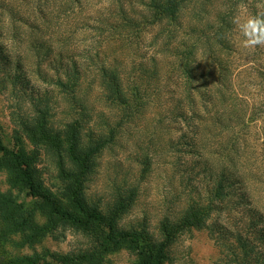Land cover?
Returning <instances> with one entry per match:
<instances>
[{
  "label": "rangeland",
  "instance_id": "obj_1",
  "mask_svg": "<svg viewBox=\"0 0 264 264\" xmlns=\"http://www.w3.org/2000/svg\"><path fill=\"white\" fill-rule=\"evenodd\" d=\"M119 1L126 7H129L131 2L137 10L141 8L138 0H77L72 8H67L70 6L69 0H49L47 6L41 3L52 20L50 26L53 27H49L52 36L59 37L58 28L61 29L62 26L64 27L62 30L67 29L66 34L71 38L70 45H65L67 40L63 44L53 43L55 50L72 47L76 52L82 53L85 49L92 51L93 60L85 58L86 54L78 57L79 60L85 59V64L90 66L88 79L83 83L84 87L91 86L88 89L89 110L84 112L86 116L83 118L85 125L83 132H93L94 137L109 135L111 129L115 133L114 139L104 147L96 160L94 173L87 182L88 195L104 207L113 199L117 187L127 188L135 184L140 188L138 199L132 209L122 216L120 222L124 225H135L146 220L150 229L157 234L159 221L166 215L179 214L190 198L202 197L204 201L208 200L206 188L212 187V176L207 171L200 173V169L203 168V165H200L195 168L196 171L199 170L200 175L193 178V174L187 171L188 166L196 160L203 161L205 158L214 167H219L220 162L231 165V161H226L224 156L227 154L230 160L256 172L257 175L244 181L239 191H246L256 208L264 213V48L239 47L237 42L242 37L238 36L230 22V18L239 7L244 6L249 13L255 14L256 4L264 0H195L194 6L187 7L188 10L186 9L182 17L185 28L192 23L202 30L204 22L209 20L213 22L214 25L210 30L207 29L205 34L199 31L197 36H193L194 40L198 41V69L203 72L200 82L207 84L212 93L221 87L224 78L228 87L227 96L234 98L239 109L238 115L242 114L244 118L231 129L214 125L210 127V131L204 132L198 128L201 121L197 115H205L203 108L206 102L208 108H211L213 103H210L212 102L210 99L206 101L201 98L200 95L195 96L194 92L193 96L196 97L197 103L193 109L198 114L191 113L187 94L183 91L184 82L182 78L179 79L172 62L171 49L166 52L169 59L163 62V73L168 70L170 76L162 77L159 94L153 90L151 95L153 105L144 116L132 123L121 122L120 108L105 105L96 83V62L111 56L114 49L110 48H115V54L121 60L122 50H129L130 43L121 44L115 40L108 43L109 32L101 27L97 18H112L110 13L117 8ZM37 2L38 0L3 2L9 10H0V44L4 53L10 55L13 63L18 61L21 63V71L30 79L31 85L40 88L42 93L47 89L61 96L60 88L55 82L47 81L51 76H55L54 69L42 63L44 76L40 77L36 71L38 58L28 48V40L32 38L35 26L42 22V17L38 13L40 3ZM218 13L228 20V26L216 16ZM200 16L202 20L199 19ZM26 22L30 23L31 27L27 26ZM220 27L223 30L221 37L223 41L225 40L222 44L216 39ZM182 31L180 41L188 40L190 37L183 35ZM35 34L41 36L39 30ZM45 35L47 36L46 33ZM158 38V28L148 29L140 42L137 40L138 42L133 45L131 51L135 50L140 55L155 54L160 50L159 42L155 43ZM52 56L53 54L50 57ZM219 62L229 67L226 75H224L226 70L218 65ZM126 70L133 71V66H127ZM23 88V82H19L14 90L13 87L0 89V138L10 147L25 144L31 149H39L38 166L46 185L56 190L60 181L57 179V166L53 162V154L47 147L37 145L36 141L32 140L33 136L25 132L20 124L21 120L26 118L32 126L37 120L34 116L40 115L36 114V106L32 105L31 100L21 94ZM174 90L176 92L173 93ZM230 100L228 99L227 105ZM176 101L183 102V109L188 108L185 118L178 117V112L169 111ZM47 106L50 109L49 114H46L48 124L62 126L61 122L68 118L66 114L68 102L58 97ZM219 107L222 111L225 108L223 105ZM75 117L80 115L77 114ZM118 122L122 123L120 127H117ZM192 140L199 145L195 146L196 149H193L195 151H188L185 146ZM225 144L227 148L221 151L220 145ZM0 190L2 192L11 190L17 202L24 204L25 212L36 206V199L27 191L11 188L7 181V172L3 169H0ZM231 198L236 199L237 196L232 195ZM232 213L235 214L232 211L230 215ZM228 217L227 211L222 214L213 212L208 224L212 226L214 221L219 220L224 222ZM31 220H34L31 222L34 225L48 222L47 216L39 209H36ZM31 232V228L23 232H9L0 212V264H15L12 262L14 258L24 256L38 258L37 264L45 261L61 264L52 257L54 253L63 256L92 254V259L78 264H135L136 255L133 251L122 247L104 252L93 232L76 229L69 224L58 223L35 240L29 239ZM215 235L217 233L213 234L208 227L181 234L173 246V264H237L231 259L230 251L215 239ZM253 240L251 247H255L259 252L250 256L249 264H264V240L256 239L255 236Z\"/></svg>",
  "mask_w": 264,
  "mask_h": 264
},
{
  "label": "trees",
  "instance_id": "obj_2",
  "mask_svg": "<svg viewBox=\"0 0 264 264\" xmlns=\"http://www.w3.org/2000/svg\"><path fill=\"white\" fill-rule=\"evenodd\" d=\"M4 1L0 0V10H9V7L3 4ZM48 1L38 0L37 2L40 3L38 13L42 17V22L35 26L34 34L28 40V48L38 58L36 71L40 77L44 76L42 63L54 69L55 76H51L47 81L55 82L60 88L61 96L47 89H44L42 93L40 88L31 85L30 79L21 71V63L19 61L13 63L10 55L4 53L2 44H0V71H2L0 89L13 87L14 90L19 82H23L24 88L21 94L31 100L32 105L36 106V114L40 115L34 116L37 120L32 123V126L26 118L22 119L20 124L25 132L33 136L32 140H35L37 145L47 147L51 151L53 162L57 166V179L60 182L56 190L46 185L43 173L38 166L39 149H31L25 144L10 147L0 138V169L7 172L8 183L11 188L27 191L37 201L35 208L25 212L24 204L17 202L11 190V192L0 190V212L5 219L7 230L14 233L31 228L32 232L28 237L30 240H35L58 223L69 224L76 229L93 232L104 252L122 247L133 251L136 255L135 264H173V246L178 237L185 232L208 227L213 234L217 233L215 239L230 251L232 260L237 264H249L250 256L259 252L255 247H251L253 237L264 240V225H261L264 224V213L256 208L246 191L239 190L247 178L257 174L247 166L230 160L227 154L224 156L226 161H231V165L220 162L219 167H214L205 158L203 161L196 160L188 166L187 171L193 174V178H197L201 172L205 171L212 176L213 185L206 188L208 200L204 201L202 197L190 198L179 214L166 215L159 221L157 234L150 229L146 220L135 225H124L120 222L122 216L132 209L138 199L140 188L135 184L127 188L117 187L114 190L113 199L104 207L88 195L87 182L94 173L96 160L104 147L114 139L115 133L111 129L109 135L94 137L93 132H83V126H85L83 118L86 116L84 112L89 110L88 89L91 87L89 85L84 87L83 83L85 79H88L90 66L85 64V59L79 60L78 57L86 54L85 58L93 60L92 51L85 49L82 53L76 52L71 46V49L55 50L53 43L63 44L67 40L65 45H70L71 38L66 34L67 29L62 30L64 29L62 26H60L61 29L58 28L60 36H52L49 30L52 20L41 4L44 3L47 6ZM76 1L69 0L70 6L67 8H72ZM137 2L141 4L140 10H137L131 2L130 6L126 7L119 1L117 8L110 13L112 18H97L101 27L109 32L108 43L113 40L121 44L130 43L129 50H122L121 60L115 54V48H110V50L114 49L111 51V56L96 62V83L105 105L107 107L115 105L120 108L121 122L132 123L144 116L153 105L151 100L153 90L159 94L162 77L170 76L168 70L163 73V62L169 59L166 52L171 49L172 62L179 79L182 78L184 82L183 91L187 94L189 110L193 111L190 110L191 113L198 114L193 109L197 103L196 95H200L206 101L210 99L209 101H212L210 103H213L211 108H208V102H206L203 108L205 115H197L201 121L198 128L203 132L210 131V127L214 125L231 129L235 123L242 121L244 118L242 114L238 115L239 109L234 98L227 96L229 95L228 87L225 85L224 78L221 87L212 93L207 88V84L200 82L203 72L198 69V41L194 40L193 36H197L199 31L205 34L206 30H210L214 24L210 20L204 22L202 30L192 23L188 24V28L183 27L182 17L188 10L187 7L194 6L195 0H138ZM201 8L202 6L200 10ZM216 16L220 17L227 26L229 25L228 20L221 13ZM26 25L31 27L28 22ZM153 28H158L159 31V38L155 40V43L159 42L160 50L150 55H140L135 50L131 51L133 45L140 42L143 34ZM38 30L41 36L35 34ZM181 31L183 35L190 38L180 41ZM222 31L220 27L216 34L220 44L225 42L221 37ZM54 50L55 52L52 53ZM51 54H53L52 57H50ZM129 65L133 66V71L127 72L126 67ZM218 65L226 70L224 75L229 72V67L223 62H219ZM194 92H196L195 96H193ZM58 97L68 102L66 108L68 118L61 122L62 126L55 127L48 124L46 114L50 111L47 104ZM228 99L231 100L227 105ZM182 103L176 101L169 111L178 112V117L185 118L188 108L183 109ZM42 105H46L45 108L40 107ZM219 105L225 107L223 111ZM74 114L80 117H75ZM121 124L118 122L117 127ZM197 145L199 144L192 140L187 143L185 149L195 151L193 149H196ZM220 147L221 151L227 148L226 144ZM200 165H203V168L199 173V170L196 171L195 168ZM232 195H236L237 198H231ZM36 209L42 210L47 216V223L31 224L34 222L31 219ZM226 211L229 212L226 221H214L212 226L208 224L213 212L222 214ZM232 211L235 213L232 214L236 216L230 215ZM52 257L61 264H78L92 259V254L63 256L54 253ZM37 259L24 256L14 258L12 262L37 264ZM38 264L51 263L45 261Z\"/></svg>",
  "mask_w": 264,
  "mask_h": 264
},
{
  "label": "clouds",
  "instance_id": "obj_3",
  "mask_svg": "<svg viewBox=\"0 0 264 264\" xmlns=\"http://www.w3.org/2000/svg\"><path fill=\"white\" fill-rule=\"evenodd\" d=\"M255 14L249 13L246 7L241 6L230 18L238 33L237 44L242 49L264 48V2L256 4Z\"/></svg>",
  "mask_w": 264,
  "mask_h": 264
}]
</instances>
